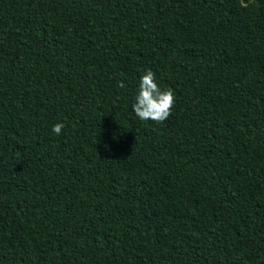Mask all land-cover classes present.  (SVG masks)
Listing matches in <instances>:
<instances>
[{"label":"trees","instance_id":"16d2710c","mask_svg":"<svg viewBox=\"0 0 264 264\" xmlns=\"http://www.w3.org/2000/svg\"><path fill=\"white\" fill-rule=\"evenodd\" d=\"M0 264H264V0H0Z\"/></svg>","mask_w":264,"mask_h":264},{"label":"clouds","instance_id":"9594fccd","mask_svg":"<svg viewBox=\"0 0 264 264\" xmlns=\"http://www.w3.org/2000/svg\"><path fill=\"white\" fill-rule=\"evenodd\" d=\"M118 87L124 88L121 80ZM175 104V95L171 88H161L156 74L151 69H145L139 77L137 91L133 96L131 110L135 118L141 122L164 121ZM64 123L57 122L51 126V132L60 135Z\"/></svg>","mask_w":264,"mask_h":264}]
</instances>
